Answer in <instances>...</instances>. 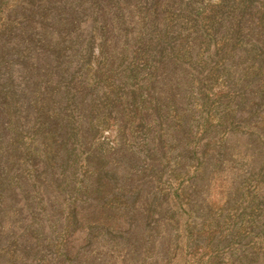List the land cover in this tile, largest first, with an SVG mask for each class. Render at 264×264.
I'll return each mask as SVG.
<instances>
[{
    "label": "rangeland",
    "instance_id": "rangeland-1",
    "mask_svg": "<svg viewBox=\"0 0 264 264\" xmlns=\"http://www.w3.org/2000/svg\"><path fill=\"white\" fill-rule=\"evenodd\" d=\"M263 60L264 0H0V264H264Z\"/></svg>",
    "mask_w": 264,
    "mask_h": 264
},
{
    "label": "trees",
    "instance_id": "trees-1",
    "mask_svg": "<svg viewBox=\"0 0 264 264\" xmlns=\"http://www.w3.org/2000/svg\"><path fill=\"white\" fill-rule=\"evenodd\" d=\"M227 1H228V0H224V3L227 2ZM238 33H240V32H238ZM262 65H263L262 67L264 68V60H263V62H262Z\"/></svg>",
    "mask_w": 264,
    "mask_h": 264
}]
</instances>
